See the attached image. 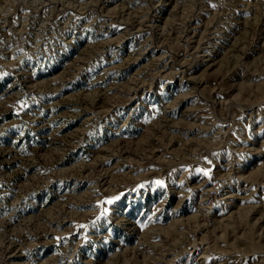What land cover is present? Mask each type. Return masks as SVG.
Instances as JSON below:
<instances>
[{
  "label": "rangeland",
  "instance_id": "rangeland-1",
  "mask_svg": "<svg viewBox=\"0 0 264 264\" xmlns=\"http://www.w3.org/2000/svg\"><path fill=\"white\" fill-rule=\"evenodd\" d=\"M0 264H264V0H0Z\"/></svg>",
  "mask_w": 264,
  "mask_h": 264
},
{
  "label": "snow or ice",
  "instance_id": "snow-or-ice-1",
  "mask_svg": "<svg viewBox=\"0 0 264 264\" xmlns=\"http://www.w3.org/2000/svg\"><path fill=\"white\" fill-rule=\"evenodd\" d=\"M109 203H111V201H108Z\"/></svg>",
  "mask_w": 264,
  "mask_h": 264
}]
</instances>
